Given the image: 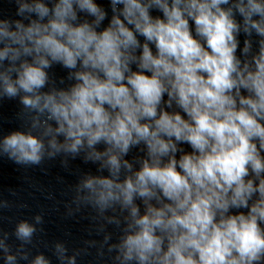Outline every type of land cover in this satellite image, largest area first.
Instances as JSON below:
<instances>
[{
    "label": "clouds",
    "instance_id": "1",
    "mask_svg": "<svg viewBox=\"0 0 264 264\" xmlns=\"http://www.w3.org/2000/svg\"><path fill=\"white\" fill-rule=\"evenodd\" d=\"M8 2L0 100L18 98L27 130L0 137V156L97 165L67 214L115 226L97 252L113 264H264V0ZM36 233L17 223L15 254L0 233L5 264L28 260ZM67 251L55 245L77 264Z\"/></svg>",
    "mask_w": 264,
    "mask_h": 264
}]
</instances>
